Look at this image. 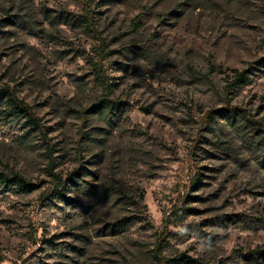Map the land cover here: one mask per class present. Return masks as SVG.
<instances>
[{
    "label": "rangeland",
    "instance_id": "obj_1",
    "mask_svg": "<svg viewBox=\"0 0 264 264\" xmlns=\"http://www.w3.org/2000/svg\"><path fill=\"white\" fill-rule=\"evenodd\" d=\"M90 7L88 27L85 0H0V85L65 182L52 195L40 134L0 114V172L34 184L0 186V264H158L161 238L166 258L264 264L246 259L264 247V0ZM97 69L108 116L85 113Z\"/></svg>",
    "mask_w": 264,
    "mask_h": 264
},
{
    "label": "trees",
    "instance_id": "obj_2",
    "mask_svg": "<svg viewBox=\"0 0 264 264\" xmlns=\"http://www.w3.org/2000/svg\"><path fill=\"white\" fill-rule=\"evenodd\" d=\"M96 0H85L86 4V14L82 17L81 22L84 23L86 26L91 27L93 25V16H92V9L90 4H93ZM99 3V2H98ZM97 76L96 78L100 81L101 85L104 89L105 97L101 98L97 104H95L90 110H86L85 113H100L102 115L108 116L112 114L114 109L113 100L106 96L108 92H110L111 83L109 79L105 75V73L101 69H97ZM249 79L247 75V71L239 72L235 78L234 82H245ZM225 110V109H224ZM220 111V110H219ZM0 114L4 115L7 118H14L22 122V129L25 131L23 137H28L29 135L37 132L40 134L41 138L45 142L46 149L49 153L50 162L48 164V171L54 177V181L56 187L52 195H60L63 196V191L65 190V182L63 183V178L56 174L53 171L54 159L51 153L53 148L50 146L48 142V130L49 128L46 127L41 118L35 115L33 112L32 107L27 104L23 99L19 98L17 93L8 85H0ZM78 180H75L77 184H79V180L81 178V174H78ZM0 186L12 189L14 187L18 188L20 191H31L34 189V184L26 180L22 175L15 173V174H6L5 172H0ZM173 220L169 223H175L176 220H180L181 216L179 212H174ZM183 217V216H182ZM164 241L165 239L161 238L157 244L155 249V259L157 260L158 264H209L203 263L196 259L188 257L186 254H183L179 257L174 258H166L164 257ZM247 260L252 262H257L260 259H264V247L263 248H256L251 250L249 254H246Z\"/></svg>",
    "mask_w": 264,
    "mask_h": 264
}]
</instances>
